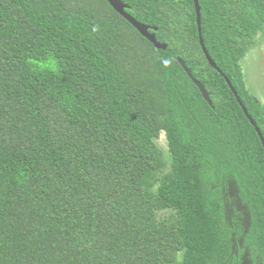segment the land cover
I'll list each match as a JSON object with an SVG mask.
<instances>
[{"label":"trees","instance_id":"1","mask_svg":"<svg viewBox=\"0 0 264 264\" xmlns=\"http://www.w3.org/2000/svg\"><path fill=\"white\" fill-rule=\"evenodd\" d=\"M122 1L166 49L107 0H0V264H264V148L194 1ZM198 1L264 137V0Z\"/></svg>","mask_w":264,"mask_h":264},{"label":"water","instance_id":"2","mask_svg":"<svg viewBox=\"0 0 264 264\" xmlns=\"http://www.w3.org/2000/svg\"><path fill=\"white\" fill-rule=\"evenodd\" d=\"M108 3L112 6V8L117 11L122 17H124L143 37L148 39L156 48L160 49H166L167 44L163 41H160L157 39L155 32L150 31V26L147 24L137 20L135 17H133L131 14H129L125 8H128V4L124 3L122 0H107ZM194 1V6H195V12H196V21H197V26H198V35H199V43L201 45V48L203 50V53L209 62V64L214 67L218 72L225 78L227 84L229 85L230 89L234 93L237 101L239 102L242 110L244 111L245 115L247 118L250 120L251 124L255 127V130L257 131L261 141L262 145L264 148V137L260 133L259 128L256 126L255 121L251 118L249 115L246 107L244 106L243 102L241 101L239 95L237 94V91L235 90L234 86L232 85L231 81L229 78L220 70V68L217 66L215 61L212 59L210 54L208 53L204 40L202 37V32H201V14H200V5L198 0H193ZM156 29V28H154ZM178 62L181 64L183 69L186 71L187 75L192 79V81L195 83V85L199 88L203 98L211 105V100L208 91L205 89L204 85L197 80L196 78L193 77L192 72L190 68L187 67L185 61L178 57Z\"/></svg>","mask_w":264,"mask_h":264},{"label":"rangeland","instance_id":"3","mask_svg":"<svg viewBox=\"0 0 264 264\" xmlns=\"http://www.w3.org/2000/svg\"><path fill=\"white\" fill-rule=\"evenodd\" d=\"M256 40V45L240 60V66L248 90L264 104V31L257 33ZM157 142L165 152H168L163 132Z\"/></svg>","mask_w":264,"mask_h":264}]
</instances>
